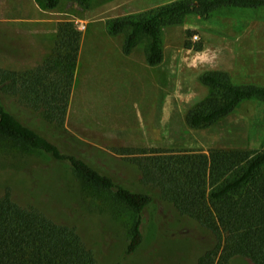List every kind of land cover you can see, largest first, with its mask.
<instances>
[{
	"label": "rangeland",
	"instance_id": "rangeland-1",
	"mask_svg": "<svg viewBox=\"0 0 264 264\" xmlns=\"http://www.w3.org/2000/svg\"><path fill=\"white\" fill-rule=\"evenodd\" d=\"M175 1L89 0L83 6L77 0H60L56 9L48 10L41 0H0L1 70L21 74L41 65L53 48L60 22H72L81 33L66 134L54 137L45 131L62 151L69 152L82 142L120 157L145 159L207 154L211 149L262 148V101H244L229 117L204 129H190L184 118L208 95L198 81L205 72H226L235 85L264 87V8H223L207 18L188 15L180 24L162 28L163 58L154 67L145 62L144 43L125 55L123 36L106 32L111 19ZM3 103L9 111L17 107L9 98L3 97ZM53 166L39 152L0 140V191L11 189L19 202ZM47 178L49 187L61 181L62 211L77 214L105 262L195 264L200 254L216 244L211 233L163 202L157 190L122 179L118 181L122 186L153 199L143 214V245L135 256L122 259L136 219L134 212L111 194L83 187L66 165ZM233 264L248 263L236 259Z\"/></svg>",
	"mask_w": 264,
	"mask_h": 264
},
{
	"label": "trees",
	"instance_id": "trees-1",
	"mask_svg": "<svg viewBox=\"0 0 264 264\" xmlns=\"http://www.w3.org/2000/svg\"><path fill=\"white\" fill-rule=\"evenodd\" d=\"M41 1L48 10L60 3ZM77 1L83 6L89 2ZM223 8L260 9L264 0H178L111 19L106 22V32L123 36L125 55L144 43L145 62L154 67L163 58L162 28L178 25L188 15L207 18ZM80 37L72 22H60L53 48L41 65L21 74L0 69V140L39 152L54 164L23 202L9 188L0 191V264H111L105 262L77 214L62 211L61 181L49 187L48 174L59 173L62 165L83 187L111 194L134 212L136 219L122 259L135 256L143 245V214L153 202L149 194L118 183L126 179L157 190L161 200L181 217L214 236V248L200 254L195 264H233L236 259L264 264V141L257 151L211 149L207 154L144 159L120 157L82 142L64 152L45 133L49 130L54 137L66 134ZM198 81L209 92L186 112L184 120L190 129L208 128L226 119L244 101L264 102V87L235 85L226 72H205ZM3 97L14 100L15 111L6 109ZM24 117L31 121L27 123Z\"/></svg>",
	"mask_w": 264,
	"mask_h": 264
}]
</instances>
